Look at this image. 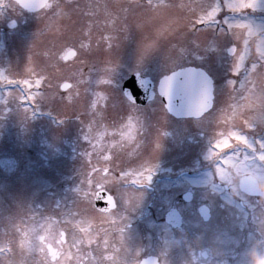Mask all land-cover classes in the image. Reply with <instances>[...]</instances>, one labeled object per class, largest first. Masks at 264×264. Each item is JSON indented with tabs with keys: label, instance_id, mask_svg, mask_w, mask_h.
Returning <instances> with one entry per match:
<instances>
[{
	"label": "flooded vegetation",
	"instance_id": "af4514ba",
	"mask_svg": "<svg viewBox=\"0 0 264 264\" xmlns=\"http://www.w3.org/2000/svg\"><path fill=\"white\" fill-rule=\"evenodd\" d=\"M214 1L215 4L222 5L228 0ZM55 2L56 0H48V6L40 10L49 11ZM59 2L65 7L66 18L70 17L66 7L72 4L76 6L72 9L79 18L113 20V27L105 25L112 31H128L134 15L146 10V7L158 9L175 4L172 0ZM1 4L0 2V6ZM203 5L199 4L201 7ZM203 10L199 21L193 18L191 20L194 27L191 29L193 41L188 65L205 69L213 78L216 107L209 116L204 121H201V115L176 117L163 106L159 98L157 100L161 107H155L153 103L156 96L144 105L138 102L124 103V108L101 114V125L96 132L89 133L85 130L79 134V139H82L81 142L91 152L90 156L84 155L82 159L92 163V169L85 172L88 175L83 176L84 181L71 177V181L79 187L69 196L75 194L76 197H67V184L63 183L60 193L52 189L42 198H36L33 202L34 212L23 215L21 226L12 232V236L0 240V264H168L162 260L152 233L148 236L149 214L154 223H163L169 235L167 245L175 248L179 241V228L166 223L165 217L171 209H177L181 213L179 208L185 205L187 200L184 198L187 196H190L191 214L199 215L198 209L204 206L209 213L208 220L211 218L214 197L220 200V208L239 210L245 213L247 221L252 219L251 210L261 208L264 212V197L256 191V185L264 183V161L258 159L259 151L256 153L257 158L253 159L251 150L244 145L245 137L254 147H258V142L264 141V107H260V103L263 105L264 102L259 101L261 93L257 91L261 85L264 86V76L253 77L254 92L249 91L248 84L246 87H235L240 91L218 90L220 84L235 77L218 75L212 68V61L224 58L238 62L239 49L231 41H224V46L218 44L222 37L226 39L227 36L219 28L213 30L217 43L215 46L211 45L208 31L220 20L217 16L219 11L209 7ZM16 26L14 20L13 27ZM258 29L259 26L255 30L259 31ZM2 31L3 25L0 24V32ZM259 32L264 34V28ZM111 35L107 31L103 37ZM94 39L99 40L100 37ZM204 41L211 47L206 49ZM71 44L64 52L75 50L76 54L66 60L61 58L63 63L77 57L79 48L76 44ZM229 47L231 53L228 51ZM241 53L239 66L242 72L246 64L254 63L256 67L252 69L264 74V44L255 43L246 53L245 49ZM139 70L136 71L143 77L148 76L154 84L149 74ZM129 75L125 73L122 80L116 83L115 88L122 94V83ZM103 93L98 92L102 101ZM90 97L89 107L95 104L93 95ZM136 97L141 99L139 95ZM95 109L97 108L89 110L93 112ZM250 125L255 127L248 130ZM157 142L159 148H156ZM200 145L211 153L204 161H200L199 167L191 166L193 154L197 148H201ZM100 162L108 163V167L101 168ZM15 163L12 158H0V169L8 171ZM149 170L151 179L146 183L138 182ZM101 174L111 176L107 184L100 181ZM65 180L67 178L63 179ZM131 196L134 198H130ZM156 196L170 197L167 206L156 204ZM96 202H99L98 206ZM72 222H76V225H70ZM74 227L75 231H72ZM259 236L255 241H250L253 237L244 235L241 249L235 253L226 252L218 259L219 264H233L232 261L240 257L243 249L248 254L264 256V234L260 233ZM170 237L174 242H171ZM170 246L166 254L173 251L171 257L167 258L174 264L177 258ZM184 252L191 264H211L217 254L213 247H196L193 241L191 247Z\"/></svg>",
	"mask_w": 264,
	"mask_h": 264
},
{
	"label": "rangeland",
	"instance_id": "374dc122",
	"mask_svg": "<svg viewBox=\"0 0 264 264\" xmlns=\"http://www.w3.org/2000/svg\"><path fill=\"white\" fill-rule=\"evenodd\" d=\"M172 1L174 6L146 7V10L137 12L128 31H112L105 25L112 26L113 20L79 18L74 14L72 8L76 6L72 4L66 7L70 16L66 18L65 7L59 0L49 11L36 13L22 11L13 0H0V24L3 25L0 32V101H6L0 102V158L17 161L7 173L0 169V240L12 236V232L21 226L22 216L34 212V200L42 198L51 187L60 193L63 183L67 184V197H76L75 194L69 196L79 187L71 177L84 181L88 175L85 172L92 169V163L82 159L91 152L81 142L79 134L85 130L96 132L101 125V114L125 105L121 100L122 93L116 88L96 86V82L109 73L103 68L118 69L126 74L141 69L139 71L149 74L156 84L161 74L190 62L191 29L194 27L191 20L199 21L203 9L208 7L219 11L220 20L212 27L221 28L220 32L228 35L218 44L231 41L239 49L238 62L224 58L212 61V68L218 75L239 76L242 72L239 66L241 52L245 49L246 53L255 43L264 44V34L259 32L264 28V0H259L254 10L244 7V0H228L222 5L215 4L214 0H205V3L204 0ZM12 19L17 26L10 28L7 22ZM225 23L226 29L223 27ZM258 26L260 29L256 31ZM107 31L112 35L104 38ZM208 32L211 45L215 46L214 31ZM98 37L99 40L94 39ZM71 43L79 48L77 57L63 63L60 55L72 46ZM147 45L150 47L146 51ZM254 76L263 77L264 74L256 69L249 70L247 84L250 92H254ZM62 81L71 83L70 89L61 90ZM100 89L106 90L107 98L103 101H99ZM218 90L240 91L233 89L228 82L220 84ZM257 91L261 93L259 101L264 102V86ZM90 95L99 101L93 112L89 110L93 109L89 107ZM157 99L158 96L153 104L161 107ZM260 107L263 108L264 104L260 103ZM200 147L193 154L191 166L199 167L200 161L209 156L210 150L203 145ZM100 165L101 168L108 167L106 162H100ZM110 177L101 174L99 179L107 184ZM65 178L67 180L63 181ZM155 198L156 204L166 207L170 197ZM212 203L211 218L207 222L199 215L191 214L190 201L179 208L183 224L177 231L179 241L175 248L167 245L169 235L163 223H154L149 214L148 236L151 232L165 263L171 264L167 256L171 257L173 251L166 254L170 246L177 258L174 264H191L184 251L193 241L196 247H213L217 254L211 264H219L218 259L226 252L235 253L241 249L244 235L252 236L250 241H255L256 237L260 238V233L264 234L263 209L251 210L252 219L247 221L245 213L239 210L220 208L217 197L212 198ZM70 225H76V222ZM170 240L174 242L171 237ZM232 262L253 264V254L243 249L240 257Z\"/></svg>",
	"mask_w": 264,
	"mask_h": 264
},
{
	"label": "water",
	"instance_id": "95a60500",
	"mask_svg": "<svg viewBox=\"0 0 264 264\" xmlns=\"http://www.w3.org/2000/svg\"><path fill=\"white\" fill-rule=\"evenodd\" d=\"M25 9L28 10H36L42 7L47 0H15ZM14 23V22H12ZM12 23H9L11 25ZM74 51H68L64 56L63 59H67L73 55ZM204 73L205 76L208 75L203 71L196 68H192L191 66H187L185 68L177 69L169 74L163 84L164 92L167 93L165 96H161L162 101L164 102L165 107L169 108V103L171 104V113L176 116H198L202 114L204 111L210 107V97H211V90L209 86L204 82L201 78L200 74ZM174 74L177 75V79L181 82L187 83V88L183 94V98L174 91ZM164 77V76H163ZM163 77L159 80L157 89L160 94V81ZM209 78V77H208ZM139 79L142 80V77ZM210 79V78H209ZM211 80V79H210ZM143 84L142 86H138V74L131 75L123 84V91L125 88L132 90L133 95H139L141 97V101L137 99L139 103H144L147 99L151 98L153 95V91L151 90V84L149 83L145 86V83L142 81L140 82ZM69 86L68 83H63L61 85L62 89H66ZM127 95V92L125 93ZM169 96H171V100L169 101ZM132 100V97L129 96ZM203 98L202 103H198L199 99ZM172 212V211H171ZM200 214L204 217V219L208 218V212L204 207L199 208ZM173 219L179 224V216L177 211L173 210L172 212Z\"/></svg>",
	"mask_w": 264,
	"mask_h": 264
},
{
	"label": "snow or ice",
	"instance_id": "6c2138e0",
	"mask_svg": "<svg viewBox=\"0 0 264 264\" xmlns=\"http://www.w3.org/2000/svg\"><path fill=\"white\" fill-rule=\"evenodd\" d=\"M258 3H259V0H253V2L251 4L244 5V7L254 10L257 7ZM201 27H203V24H201ZM223 27L226 29L227 28V23H225L223 25ZM203 44L205 45L206 49L211 47L210 45L207 44L206 41H204ZM148 47H150V45L146 46V48H145L146 51H147ZM228 51H229V53H231V47L228 48ZM201 52L207 53L206 51H201ZM253 67H256V65L254 63L251 64V65L246 64L244 71L241 72L239 74V76L235 77L234 79L229 80L228 81V85L233 87V89H235V87H237V86L246 87V85H247V72H248L249 68H253ZM233 70H235V69H233ZM177 75L178 74H174V85H173V87H174V91L182 99L183 98V94H184V92H185V90L187 88V83L186 82H181L180 80H178L177 79ZM200 76L204 80V82L209 86V88L211 90V97H210L211 107H208V110L206 112H204L203 115L200 116L201 121H204L205 118L208 117L209 114L212 112V110L216 107V97H215V94H214V91H213L212 81L207 76H205L204 73H201ZM166 78H168L167 74H165L163 79L160 81V88H161L160 95L161 96L167 95V93L164 92V89H163V84H164V81H165ZM141 81H143V80H140L139 76H138V86H142L143 85V84L140 83ZM242 81H243V83H242ZM126 92H127V95L125 94ZM129 96L132 97V100H129ZM121 100L124 103H133V104H135L137 102V97L135 95H133L132 90H129L128 88H125L124 89V94L121 95ZM170 100H171V96H169V101ZM0 102H5L6 103V101H0ZM202 102H203V98H200L198 103H202ZM167 110H171V104L170 103H169V108ZM262 119H264V117H262ZM254 127L255 126H251L250 125L248 130L253 129ZM244 145L246 146V148L251 150L253 159L257 158L256 153H257V151H259L260 155H259L258 159L261 160V161H264V141L258 142V147H254L252 144L249 143L248 139L245 137L244 138ZM156 148H159V143L158 142L156 143ZM236 151H238V149H236ZM225 155H227V153H225ZM246 155L247 154H245V156ZM100 171H103V169H101ZM121 171H124V170L122 169ZM150 171L151 170H149V172L147 174L142 176L140 181H138V182H145L146 183L147 181H149L151 179ZM115 211L116 210L114 209L113 212H115Z\"/></svg>",
	"mask_w": 264,
	"mask_h": 264
},
{
	"label": "clouds",
	"instance_id": "9594fccd",
	"mask_svg": "<svg viewBox=\"0 0 264 264\" xmlns=\"http://www.w3.org/2000/svg\"><path fill=\"white\" fill-rule=\"evenodd\" d=\"M256 191L260 192L261 196L264 197V183L256 185ZM264 261V256L253 254V264H261Z\"/></svg>",
	"mask_w": 264,
	"mask_h": 264
},
{
	"label": "bare ground",
	"instance_id": "6f19581e",
	"mask_svg": "<svg viewBox=\"0 0 264 264\" xmlns=\"http://www.w3.org/2000/svg\"><path fill=\"white\" fill-rule=\"evenodd\" d=\"M252 3V0H244L243 1V5H248V4H251ZM256 20L255 19H252V22H255Z\"/></svg>",
	"mask_w": 264,
	"mask_h": 264
}]
</instances>
